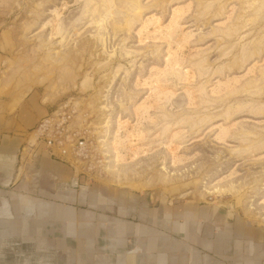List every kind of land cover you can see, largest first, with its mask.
Returning a JSON list of instances; mask_svg holds the SVG:
<instances>
[{"label": "rangeland", "instance_id": "1", "mask_svg": "<svg viewBox=\"0 0 264 264\" xmlns=\"http://www.w3.org/2000/svg\"><path fill=\"white\" fill-rule=\"evenodd\" d=\"M34 95L52 111L73 104L94 142L64 207L117 218L205 206L264 228V0H0V131ZM31 132L2 189L13 198L37 190L21 154ZM9 250L0 264L32 263Z\"/></svg>", "mask_w": 264, "mask_h": 264}, {"label": "crops", "instance_id": "2", "mask_svg": "<svg viewBox=\"0 0 264 264\" xmlns=\"http://www.w3.org/2000/svg\"><path fill=\"white\" fill-rule=\"evenodd\" d=\"M51 109L39 96H31L9 119L10 128H1L0 201L9 204L13 199L16 206L3 215L10 222L0 226V253L3 247L13 254L25 248L31 264H254L256 259V264H264V248L256 250L264 247V228L230 221L205 206H185L180 215L170 207L163 215L160 205L149 215L125 212L117 218L64 207L61 197L73 174L71 166L45 152L33 163V180L35 187L40 183L47 188L43 193L52 185L57 195H39L36 190L13 198L2 191L16 181L21 141ZM238 257L241 263L235 262Z\"/></svg>", "mask_w": 264, "mask_h": 264}, {"label": "built area", "instance_id": "3", "mask_svg": "<svg viewBox=\"0 0 264 264\" xmlns=\"http://www.w3.org/2000/svg\"><path fill=\"white\" fill-rule=\"evenodd\" d=\"M76 115L77 109L71 103L54 110L32 130V142L22 153L34 159L37 153L44 151L55 161L85 171L84 166L94 159L95 148L92 138L78 126Z\"/></svg>", "mask_w": 264, "mask_h": 264}, {"label": "flooded vegetation", "instance_id": "4", "mask_svg": "<svg viewBox=\"0 0 264 264\" xmlns=\"http://www.w3.org/2000/svg\"><path fill=\"white\" fill-rule=\"evenodd\" d=\"M22 152V151H21ZM19 154H20V152H19ZM21 154H23V153H21ZM38 156H39V154L37 153L36 154V156L34 157V159H33V161H36V159L38 158ZM36 188H37V190H38V194L39 195H44V194H46V193H43L42 191H44L45 192V190L47 189L46 187V189L45 188H40V184H39V186H38V183L36 184ZM71 187V188H74V189H77L78 187H79V184L76 182V181H73V183H70V185L69 184H67L66 186H65V188L66 187ZM67 190V189H66ZM4 204V203H3ZM43 205V204H42ZM39 207H40V205H38Z\"/></svg>", "mask_w": 264, "mask_h": 264}]
</instances>
